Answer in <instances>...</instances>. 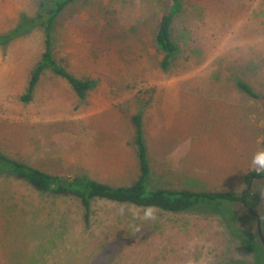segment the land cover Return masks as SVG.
<instances>
[{"label": "rangeland", "instance_id": "374dc122", "mask_svg": "<svg viewBox=\"0 0 264 264\" xmlns=\"http://www.w3.org/2000/svg\"><path fill=\"white\" fill-rule=\"evenodd\" d=\"M61 2L0 0V151L64 180L128 187L141 174L140 117L149 188L246 189L264 150V0H184L168 69L155 36L169 0H76L52 20L51 50L94 86L81 98L49 68L24 102L46 51L41 20ZM144 210L94 200L87 225L79 199L1 171L0 264H264L256 222L250 243L212 208Z\"/></svg>", "mask_w": 264, "mask_h": 264}, {"label": "trees", "instance_id": "16d2710c", "mask_svg": "<svg viewBox=\"0 0 264 264\" xmlns=\"http://www.w3.org/2000/svg\"><path fill=\"white\" fill-rule=\"evenodd\" d=\"M76 0H62L50 14L49 22L41 24L46 30V51L42 60L37 64L33 72L26 94L21 98L24 102H30L33 98L36 85L45 70L52 71L65 79L75 90L79 97L84 98L87 91L94 83L86 79H78L56 64L52 54L51 23L59 15L64 7ZM184 0H169L168 10L162 15L155 36L157 47L164 54L162 68L168 69L179 53L178 47L172 38V27L176 18L183 12ZM40 19H43L41 16ZM44 21V20H43ZM238 87L252 98L259 96L244 82H238ZM137 129L135 144L140 163V177L138 181L128 187H112L86 177H70L67 180L54 176L46 171L28 165L26 163L10 159L0 151V172L9 171L19 179L27 181L41 192L56 195L71 196L79 199L85 209V222L90 224L92 203L94 200H107L117 204H127L138 208L154 206L168 213H190L198 210L214 209L223 215L225 225L229 227L235 237H241L251 243L254 235L248 224H257V219L246 208L254 209L261 216L262 230L264 232V172L253 171L245 176L247 188L241 193L236 191H196L191 189H165L149 188L151 166L148 152L142 134V121L140 117L134 118ZM264 147V139H263ZM251 186V190L249 187ZM242 206L240 211L237 206Z\"/></svg>", "mask_w": 264, "mask_h": 264}, {"label": "clouds", "instance_id": "9594fccd", "mask_svg": "<svg viewBox=\"0 0 264 264\" xmlns=\"http://www.w3.org/2000/svg\"><path fill=\"white\" fill-rule=\"evenodd\" d=\"M252 165L257 171H264V150L257 152L252 157ZM143 218L145 220L155 219V209L154 206H148L145 208L143 213Z\"/></svg>", "mask_w": 264, "mask_h": 264}, {"label": "water", "instance_id": "95a60500", "mask_svg": "<svg viewBox=\"0 0 264 264\" xmlns=\"http://www.w3.org/2000/svg\"><path fill=\"white\" fill-rule=\"evenodd\" d=\"M249 190H251V186L249 187ZM246 208L252 213V215L257 219V229H258V234H259V237H260V240L264 246V234H263V231H262V220H261V216L256 213L254 211V209L252 208H249L248 206H246Z\"/></svg>", "mask_w": 264, "mask_h": 264}]
</instances>
